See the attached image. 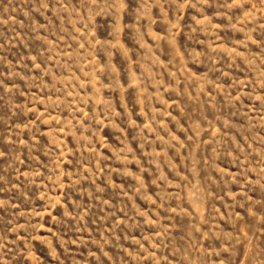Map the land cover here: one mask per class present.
Returning <instances> with one entry per match:
<instances>
[{
  "label": "rangeland",
  "instance_id": "rangeland-1",
  "mask_svg": "<svg viewBox=\"0 0 264 264\" xmlns=\"http://www.w3.org/2000/svg\"><path fill=\"white\" fill-rule=\"evenodd\" d=\"M0 264H264V0H0Z\"/></svg>",
  "mask_w": 264,
  "mask_h": 264
}]
</instances>
